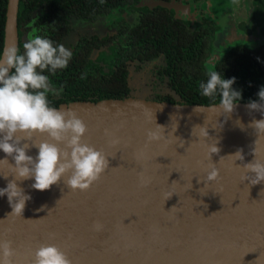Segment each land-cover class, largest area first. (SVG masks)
Returning <instances> with one entry per match:
<instances>
[{
  "label": "water",
  "instance_id": "water-1",
  "mask_svg": "<svg viewBox=\"0 0 264 264\" xmlns=\"http://www.w3.org/2000/svg\"><path fill=\"white\" fill-rule=\"evenodd\" d=\"M19 3L8 0L0 57L8 46L19 48ZM248 103L238 102L228 117L219 103L128 97L60 104L55 109L74 110L84 121L83 142L101 150L109 168L83 192L67 188V177L45 191L31 187L34 179L17 181L32 197L23 216L11 215L7 195L0 197V241L12 242V264H32L36 249L48 244L66 252L72 264H264V182L242 181L244 169L237 167L254 161L255 147L264 161V135L258 138L248 127L264 116ZM205 123L207 140L199 138V128L192 135L195 125ZM156 124L165 127L166 138L150 142L147 133ZM45 139L35 137L37 143ZM215 139L220 152L212 163L219 178L209 182L207 147ZM238 149L244 160L236 165L229 155ZM27 154L35 158L38 149ZM5 155L0 150V159ZM13 178L0 165V188Z\"/></svg>",
  "mask_w": 264,
  "mask_h": 264
},
{
  "label": "clouds",
  "instance_id": "clouds-1",
  "mask_svg": "<svg viewBox=\"0 0 264 264\" xmlns=\"http://www.w3.org/2000/svg\"><path fill=\"white\" fill-rule=\"evenodd\" d=\"M71 56L72 52L63 45L54 46L50 39L35 36L23 44L22 52L12 45L6 47L0 57V150L6 154L4 159H0V165L6 166L14 177L8 181L7 187L0 188V197L7 195L12 208L11 215L23 216L26 202L32 199L18 186L17 181L34 179L31 187L45 191L67 177L64 180L67 188L83 192L89 190L109 168L107 156L101 150L83 142L87 125L76 112L71 109L58 111L49 106V77L42 73L45 70L55 72L66 68ZM207 76L206 83L199 85L201 95L212 98L219 94V110L226 113L227 117L230 116L242 98L241 92L232 87L235 78L224 79L214 70H209ZM258 97L259 101H250L247 108L250 111H259L264 116V87L258 92ZM194 111L203 112V109L197 107ZM237 123L241 129L244 128L242 123ZM248 127L255 130L258 138L264 135V119H254ZM176 128L177 124L171 135ZM197 128L200 130L199 138L207 140L210 137L206 123L204 126L195 125L192 135ZM37 135L46 136L47 139L37 143ZM147 136L150 142L164 139L165 127L156 124V129L149 130ZM118 142L112 141L113 144ZM218 142L215 139V142L207 147L206 159L210 161V170L207 171L206 179L209 182L219 178V169L212 163L213 154L218 155L220 152ZM32 147L38 149L35 158L27 154ZM252 154L255 156L254 161L242 166L235 163L237 160H244L242 149L229 156L234 158L237 167H243L244 175L241 180L249 181L250 185H257L264 182V161L257 158L256 147ZM8 157H11L14 163H9ZM222 158L224 157L220 160ZM3 176L7 179L9 175ZM220 202L222 203V200ZM95 228L99 231L102 225L96 224ZM14 255L12 242L0 241V264H12ZM32 264L72 262L66 252L54 244H48L36 249Z\"/></svg>",
  "mask_w": 264,
  "mask_h": 264
},
{
  "label": "trees",
  "instance_id": "trees-1",
  "mask_svg": "<svg viewBox=\"0 0 264 264\" xmlns=\"http://www.w3.org/2000/svg\"><path fill=\"white\" fill-rule=\"evenodd\" d=\"M138 1L20 0L18 26L22 17L39 5V14L45 22V17L63 20V14L67 17L110 14L125 4ZM7 3L8 0H0V56ZM254 6L253 20L264 34V0H255ZM151 15L125 37L101 40V50L96 57L94 51H77L66 68L55 72L45 70L42 74L47 75L50 82L49 106L56 108L74 101L98 102L128 97L181 105L217 104L219 94L204 97L199 87L206 83L209 70L217 71L224 79L235 78L232 87L242 95L238 102L259 101L258 92L264 87V45L231 46L211 62L217 32L214 22L204 21L192 29L161 6L153 9ZM142 71L151 75L150 80L144 77L145 83L141 79L136 82L135 76Z\"/></svg>",
  "mask_w": 264,
  "mask_h": 264
},
{
  "label": "flooded vegetation",
  "instance_id": "flooded-vegetation-1",
  "mask_svg": "<svg viewBox=\"0 0 264 264\" xmlns=\"http://www.w3.org/2000/svg\"><path fill=\"white\" fill-rule=\"evenodd\" d=\"M158 1L166 3L168 5L166 8L174 14V17L185 25L187 22L192 29L204 21L215 23L217 28L215 52L211 57V62L219 59L222 53L231 46L243 45L249 48L264 45V37L258 43L250 41L254 39L255 33L262 34L261 27L256 25L253 20L255 0H241L237 4L239 7L245 3L248 5V10L245 12L246 14L244 13L245 18L241 19L245 22L237 21L231 15L232 0L231 2L229 0H139L133 4H125L121 9L110 14L90 13L72 17L63 14V20L54 21V19L45 17V22L42 15L39 14L41 10L39 5L32 9L28 15L22 17L19 23V49L22 52L25 42L35 36H41L50 39L54 46L63 45L72 54L77 51L84 53L94 51V57H96V53L101 50L99 45L101 40L104 38L115 40L118 36L125 37L131 31L141 27L144 21L152 17V10L159 6L154 3ZM61 10L64 11L63 8ZM222 28L225 30L230 28L232 36L242 41L233 42L231 45L223 42L220 36ZM139 73L140 75L135 76L136 82L140 79H144L143 83L146 79L150 80L151 75L146 74V71Z\"/></svg>",
  "mask_w": 264,
  "mask_h": 264
},
{
  "label": "rangeland",
  "instance_id": "rangeland-1",
  "mask_svg": "<svg viewBox=\"0 0 264 264\" xmlns=\"http://www.w3.org/2000/svg\"><path fill=\"white\" fill-rule=\"evenodd\" d=\"M240 1L241 0H232V4H233L232 6L233 7H231V12H230L231 15L233 16V18H235L237 21L245 18L244 17V13L248 10L247 3H245V5H241V7H239V5H237ZM229 2H231V0H229ZM150 5H152V4H150ZM241 22H245V21L244 20H241ZM232 23H234V22H232ZM220 36L223 39V42L229 43L230 45L233 42L242 41V40H238V39H236L235 37L232 36V31H231L230 28H227L226 30L224 28H222L221 29V35ZM262 37H264V34L255 33L254 39L253 40H250V41L251 42L258 43V42H260L262 40L261 39ZM219 47H220V44H219ZM142 82H143V80H142ZM145 89H147V88H145Z\"/></svg>",
  "mask_w": 264,
  "mask_h": 264
}]
</instances>
